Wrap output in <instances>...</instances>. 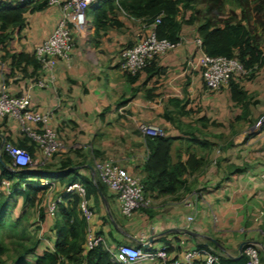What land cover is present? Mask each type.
Masks as SVG:
<instances>
[{"label": "crops", "instance_id": "crops-1", "mask_svg": "<svg viewBox=\"0 0 264 264\" xmlns=\"http://www.w3.org/2000/svg\"><path fill=\"white\" fill-rule=\"evenodd\" d=\"M62 13L60 4L28 10L23 29L13 36L15 45L34 53L36 46L51 34ZM89 18L93 23L94 13ZM116 19L120 22L112 21L99 35L93 26L79 29L71 58L58 61L55 86L35 85L30 89L33 105L52 114V123L58 124V131L68 144L69 149L61 154L58 166L69 158L77 163L81 173L94 177V160L110 156L129 170L137 169L143 178L141 165L148 156V148L146 133L138 128L141 120L159 126L164 134L177 137L171 150L174 161L182 150L184 159L193 151L204 157L205 162L198 170L184 175L185 184L179 191L153 193L148 196V205L132 216L122 214L117 195L110 188H106L105 194H91L88 201L93 214L86 219L87 228L104 234L112 258L122 243L143 249L165 246L173 259L187 249L214 247L212 242L222 255L234 258L241 253L244 240H253L260 246L264 264V179L261 176L264 124L256 135H246L242 130L244 124H252L257 119V111L264 106V86H256L257 79L264 74V65L252 78L242 80L249 94L254 91V97L244 109L233 99L228 83L220 89H210L201 70L186 69V58L199 49L200 35L195 24L185 23L180 44L157 58L159 68L150 72L143 70L133 80L121 68L119 47L135 42L141 32L151 31L154 25L122 10H117ZM4 53L0 49V81L5 80L13 94L26 93L32 66H28V75L14 77L7 70L10 60L1 59ZM225 125L243 131L229 147L201 145L199 139L209 138L203 136L207 130L224 131ZM192 128L199 139L189 144L187 138ZM4 139L14 143L26 140L16 118L0 117V150ZM34 156L38 160L44 156L36 144ZM38 160L37 169L58 171L57 166H42ZM55 182L58 181L53 179L51 183ZM62 192L63 185L58 182V194ZM192 213L195 219L189 225L198 234L175 230L187 224ZM52 229L51 244L44 249L54 245L56 236ZM151 237L149 246L144 244ZM130 264L163 262L155 257L140 258Z\"/></svg>", "mask_w": 264, "mask_h": 264}, {"label": "trees", "instance_id": "trees-1", "mask_svg": "<svg viewBox=\"0 0 264 264\" xmlns=\"http://www.w3.org/2000/svg\"><path fill=\"white\" fill-rule=\"evenodd\" d=\"M241 2L244 4L242 16L234 14L219 21L206 13L213 11L214 8L225 13V0H209V2L205 0L204 3L202 0H95L90 7H93V28L97 35L112 21L120 22L116 19L117 10L154 25L153 29L159 38H166L174 43L180 41L183 24H195L202 39V48L206 53L211 56L237 57L248 69V74L240 77L232 75L228 82L233 99L247 109L250 94L242 80L246 77L252 78L264 65V0H241ZM202 4L205 7H202ZM48 5V0H24L16 3L0 0V49L5 51L1 59L10 60L7 70L14 77L28 75L30 65L33 74L41 67L35 53L18 48L13 36L20 34L23 29L28 10H40ZM201 8H204L205 15L201 16ZM159 56L135 74L124 69L123 71L134 80L143 70L150 72L159 68L156 65ZM169 118L172 119L171 116ZM189 133L191 135L187 138L189 144L199 139L193 128ZM25 136V141L16 144L27 148L34 155L35 142ZM145 138L148 156L141 169L144 172L142 181L147 196L155 192L165 194L179 191L185 184L184 175L198 170L205 162L204 157H199L193 151H189L188 157L184 159L182 150L178 151V158L174 161L171 154L172 145L177 138L174 135L147 133ZM27 139L31 143H28ZM199 142L204 147L214 146L205 137L199 139ZM185 148L189 150V147ZM76 164L68 158L61 162L56 172L37 169L35 164L23 167L15 165L12 156L4 149L0 159V185H3L2 180L7 178L12 186L8 196L5 198L6 195H3L0 198V226L7 217L10 218V211L19 196L23 197V209L15 218L12 217V225L17 220L19 222L25 220L28 208L40 203L41 192L51 187L53 179L63 186L73 181L82 182L86 188L87 198L93 193L105 194L106 188L109 187L96 177L81 173ZM43 180L48 182L43 183ZM62 196L63 200L57 206L53 223L56 236L54 245L46 247L42 252L37 251L38 245L27 247L19 257L13 259L7 258L5 254L9 247L0 240V264H123L115 261L109 248L102 244L86 249L87 217L80 205L81 196L77 192L64 190ZM90 208L92 209L91 206ZM39 215L42 220L45 216L44 207H40ZM212 244H214V247L211 245L213 249L217 250L216 244L213 242ZM203 246L208 247V245ZM221 257L225 264H243L247 260L244 254L239 259L225 255ZM196 264L201 263L196 262Z\"/></svg>", "mask_w": 264, "mask_h": 264}, {"label": "built area", "instance_id": "built-area-1", "mask_svg": "<svg viewBox=\"0 0 264 264\" xmlns=\"http://www.w3.org/2000/svg\"><path fill=\"white\" fill-rule=\"evenodd\" d=\"M13 3L24 0H10ZM95 0H48L49 4H60L63 13L51 34L43 39L35 48L41 67L37 73L29 76L28 91L24 94L10 92L5 80L0 81V117L16 118L21 130L39 146L44 157H51L63 146L60 132L52 124V114L36 108L32 103L30 89L37 85L42 88H51L56 84V66L60 59L69 60L74 46L75 31L93 26L88 9ZM159 20V19H157ZM199 49L190 54L185 60L188 70H201L205 83L210 89H219L229 82L232 75L238 77L248 74V69L237 57L211 56L202 48V39L198 38ZM180 44L166 38H159L154 29L139 36L132 45H126L119 51L121 68L132 73L143 69L152 59L162 53L175 48ZM264 122V114L262 116ZM143 133L164 134V130L152 124L140 126ZM3 148L13 158V163L19 166H28L33 163L32 153L25 147L6 141ZM219 151V150H218ZM95 176L113 190L118 198L120 210L125 216H132L134 212L148 205L149 197L145 194L143 181L132 174L126 167L116 163L113 159H97L94 165ZM264 179V173H262ZM48 180H43L47 183ZM4 185H10L7 178L2 180ZM53 184V183H52ZM65 192H77L81 196V208L89 219L93 211L86 197V188L80 181H73L63 186ZM63 200L62 193L52 198L45 207L48 214L55 215L59 202ZM195 219V214L188 215V223ZM149 243L146 241L144 244ZM107 247V241L102 233L95 232L91 227L87 230L85 241L86 249L97 245ZM149 246V245H148ZM109 248V247H107ZM111 250V249H110ZM247 256L243 264H262L260 246L253 240H248L243 246L242 255ZM113 259L123 264H130L140 258H160L163 264H225L222 254L212 246H201L187 249L181 255L170 259L169 252L164 246L159 249L146 248L122 243L113 252Z\"/></svg>", "mask_w": 264, "mask_h": 264}, {"label": "rangeland", "instance_id": "rangeland-1", "mask_svg": "<svg viewBox=\"0 0 264 264\" xmlns=\"http://www.w3.org/2000/svg\"><path fill=\"white\" fill-rule=\"evenodd\" d=\"M203 3L205 0H202ZM207 2H209V0H207ZM243 3L241 2V0H225V13L224 12H220L217 10V8H214L213 11L206 13L208 15H212L213 17H215L216 20H222L225 18H228L232 15L235 14V16H242L244 13V7H243ZM202 7H205L204 4L201 5ZM202 9V8H201ZM248 10V9H247ZM88 16L90 17L93 14V9L91 7H89L88 11ZM201 16L205 15V10L204 8L202 9L201 12ZM256 21L258 22V20L256 19ZM259 23V22H258ZM79 32L78 30L75 31V37H74V46L77 42L78 36H79ZM146 33V32H144ZM143 32L140 33L139 36L144 34ZM127 44L121 45L119 48L121 49L122 47L126 46ZM73 46V48H74ZM246 80L249 78H245ZM258 88L264 86V74L262 76H260L257 79V85ZM223 85H221L219 87L222 88ZM250 99H252L254 97V91H252V93H250ZM258 99V98H256ZM258 101H260L258 99ZM264 102V97L262 98V103ZM264 114V106H261L260 110L257 111V119H255L253 121L252 124H244V129H242L243 131H245L244 133L247 134H255L259 132V130L262 128L264 122L263 120H261ZM53 124V123H52ZM149 125L150 123L141 120L138 122V128L141 130L140 126L141 125ZM57 131H58V124L55 125L53 124ZM243 128V127H242ZM224 131H217L215 132L214 130H207V135H203V136H208V140L210 142H212V145H215L213 147H229L231 145V142L234 141L236 139V136L240 133L243 132L242 130H237V128H235V126H224ZM239 129H241V127H239ZM61 137V135H60ZM256 137V136H255ZM259 137V136H257ZM62 141H63V146L61 147V149L59 151H57L55 154H53L51 157H42L41 160H38L33 154V163L32 164H37V160L38 163H40L42 166H57L55 167V169H58V162L59 159L62 157L61 154L67 152V150L69 149L67 142H65L64 138L61 137ZM12 144H16L12 141H10ZM137 151V149H136ZM3 152V148H1L0 150V155ZM113 159V161H115L114 157H100L97 159ZM94 160L93 163V167L95 165V161ZM116 163H118V161H115ZM127 168V167H126ZM128 169V168H127ZM129 170V169H128ZM131 173H133L134 175H136L137 177H139L138 175V170L135 169L134 171L129 170ZM137 173V174H136ZM140 178V177H139ZM142 180V178H140ZM11 184L10 185H0V198L3 197V195L5 196V198L8 196L10 188H11ZM58 195V182H55L51 185V187L49 189H47L44 192H41V201L40 203H38L35 206H30L28 208V214L25 220H21L20 222L17 220L15 221V223H13V218H15L17 215H19V213L21 212V210L23 209V197L19 196L17 198V202L14 204L15 206L12 208L11 215L9 216L10 218H6V220L3 222V225L0 226V240L5 243L8 247L9 250L8 252L5 254L6 256H8L7 258H17L19 257V255L21 254V252L23 250H25V248L30 247V246H35L38 245V249L37 251L42 252L44 247L47 245H50V236L52 235L51 231L53 230V223L55 220V215H51L46 213L45 211V216L44 218L41 220L40 219V215H39V210L40 207H46V205L49 203V201L54 198L55 196ZM14 199V198H13ZM8 202V201H7ZM12 202V201H11ZM10 202V203H11ZM9 203V202H8ZM0 207H1V203H0ZM13 217V218H12ZM26 229V230H25ZM264 232V230H263ZM264 236V233H263ZM264 245V241L262 242ZM261 260H262V256H261Z\"/></svg>", "mask_w": 264, "mask_h": 264}, {"label": "water", "instance_id": "water-1", "mask_svg": "<svg viewBox=\"0 0 264 264\" xmlns=\"http://www.w3.org/2000/svg\"><path fill=\"white\" fill-rule=\"evenodd\" d=\"M4 142H5V139L3 140V143H4ZM0 159H1V157H0ZM175 230H178V231H181V232H183V233L190 234V235H196V234H198V233H197L196 231H194L192 228L185 227V226H182V227H179V228H175ZM164 232H167V231H164ZM212 240L215 241L216 243H218V241H217L215 238H212ZM149 241L152 242V241H153V238L151 237ZM247 241H248V240H244V241L241 243V245H240V252H241V253H240L238 256H235V257H234L235 259H239V258H241V256H242L243 246H244V244H246ZM218 244H220V243H218ZM146 245L148 246L149 243H146Z\"/></svg>", "mask_w": 264, "mask_h": 264}]
</instances>
